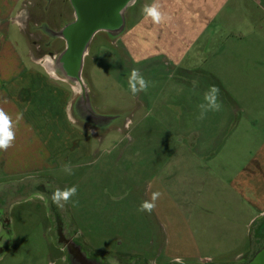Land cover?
I'll return each instance as SVG.
<instances>
[{
	"label": "rangeland",
	"instance_id": "374dc122",
	"mask_svg": "<svg viewBox=\"0 0 264 264\" xmlns=\"http://www.w3.org/2000/svg\"><path fill=\"white\" fill-rule=\"evenodd\" d=\"M31 1L37 5L31 19L19 21L22 29L1 28L24 66L46 73L54 89L46 90L47 112L38 99L27 112L17 104L16 115L46 125L44 134L54 109L64 132L53 143L54 135L47 136L41 160L34 144L18 152L24 136L15 134L12 163L26 161L33 172L22 183L0 177L6 220L0 264H69L56 221L104 264H236L257 251L253 240L264 214V0H157L170 17L160 25L142 14L154 0H138L125 12L122 32L110 39L96 34L83 59L85 96L100 120L82 112L80 86L63 73L51 75L42 61L62 46L36 23L55 31L69 22L70 9L62 19L46 1ZM27 48L40 65L30 66ZM132 69L150 82L147 91L130 92ZM34 78H28L33 86ZM13 86L10 94L31 97ZM212 86L221 108L198 119ZM73 185L75 203L64 209L39 188L51 193ZM157 191L153 212H139Z\"/></svg>",
	"mask_w": 264,
	"mask_h": 264
},
{
	"label": "crops",
	"instance_id": "0c3cea01",
	"mask_svg": "<svg viewBox=\"0 0 264 264\" xmlns=\"http://www.w3.org/2000/svg\"><path fill=\"white\" fill-rule=\"evenodd\" d=\"M26 1L31 0H0V31L3 33L4 28H1L2 24H11V25H17L19 28L22 29L20 26V22H22V18L25 16V11L22 9L23 5ZM138 0H136L137 3ZM135 3V4H136ZM19 6V7H18ZM20 21V22H19ZM20 29V30H21ZM28 53V59L30 66L34 65H40L38 62H34L35 64H32L30 51L27 49ZM43 66V65H42ZM36 67V66H35ZM38 72V73H37ZM39 71L37 69L33 68H26L24 64L21 62V59L19 58V54L17 53V49L15 45L9 40V32L4 30V34H0V108H2L6 113H8L15 123V134L22 133L24 137H20L17 140V150L18 152L25 154L26 150L32 147L34 144L36 146V155L38 159H42V144L47 143V136H52V141L57 140L58 136H61L64 132L63 130H60L59 125H62L63 120L58 116L57 112L53 109L50 113L51 115V121L53 125L49 128L51 132L42 134L41 132L45 130V126H33V123L28 124L23 123L24 120L22 118H19L17 116V111L15 110V106L18 104L23 111L29 110V107L31 106L32 102H36L38 99H41L40 102L44 103V111L48 110V98L46 97V90L47 87H50L51 89H54L51 84L48 85L47 81V74L45 73L44 76L39 74ZM34 75V79L38 78L39 80L34 82V86L32 85L31 81L28 80V78ZM25 80H27V84L25 83ZM24 82L22 85L20 83ZM29 83V84H28ZM50 83V82H49ZM11 85L13 86V91L15 92V88L23 87L22 90H28L31 94V97L26 98L22 97L19 98L16 93L10 94V88ZM24 85H30V86H24ZM32 87L30 90L29 87ZM56 91L58 90L61 92V97H63L62 93L63 90L61 88H55ZM34 94V96H33ZM142 95V93H141ZM34 97V99H33ZM34 100V101H33ZM146 102L141 101L140 104L144 105ZM63 118V117H62ZM61 122V123H60ZM47 127V126H46ZM20 129V130H19ZM23 130V131H22ZM27 130V134L26 131ZM40 131V132H38ZM41 133V134H40ZM79 133V132H78ZM85 136V135H84ZM76 138H80V133L78 136H74ZM191 137V138H190ZM193 135H187L184 136V140L191 141ZM48 147V146H47ZM14 148V147H13ZM12 147H10L7 151H0V177L3 179L9 181H16L18 183H22L27 178L31 177L32 170L27 169L29 166H26V161H21L19 164L12 163V159L15 154L16 150H14ZM25 149V150H24ZM24 150V151H23ZM45 153L46 148H44ZM73 152L76 149H72ZM10 151H14L13 153H10L8 157H6L7 153L9 154ZM23 151V152H22ZM27 151L26 153H28ZM88 152V153H87ZM87 155L90 154V151L87 150ZM2 155H5V157H2ZM47 160V156H46ZM11 162V163H10ZM27 170V171H26ZM30 171V172H29ZM32 171V172H31ZM264 216V214H263ZM242 255H237V258H240ZM236 258V257H235ZM234 258V259H235Z\"/></svg>",
	"mask_w": 264,
	"mask_h": 264
},
{
	"label": "water",
	"instance_id": "95a60500",
	"mask_svg": "<svg viewBox=\"0 0 264 264\" xmlns=\"http://www.w3.org/2000/svg\"><path fill=\"white\" fill-rule=\"evenodd\" d=\"M129 2L132 3L133 0H80V4L76 7V21L67 25L62 32L79 35V44H75L76 46L67 45L66 50L59 57V63L64 72L68 71L70 62L75 64L78 72L82 56L85 54V46L92 35L98 30H109L120 25L119 13L129 5ZM56 224L57 243L65 249L69 264H99L95 259L87 258L79 244L67 240L58 221ZM236 264H264V246L257 250L247 262Z\"/></svg>",
	"mask_w": 264,
	"mask_h": 264
},
{
	"label": "flooded vegetation",
	"instance_id": "af4514ba",
	"mask_svg": "<svg viewBox=\"0 0 264 264\" xmlns=\"http://www.w3.org/2000/svg\"><path fill=\"white\" fill-rule=\"evenodd\" d=\"M42 1H46V3L50 4V8H54L55 11H56V15L62 19L65 18L67 15H66V9H70V12L68 15H70V20L69 22H66L65 24H63L62 26H60L58 29H55V31L53 29H49V27H46V26H43L44 24H38L36 23V26H38V28H40V31L43 32V33H47L46 35L49 34L50 36V39L52 41H56V40H60L61 41V51L58 55H50V58L48 56H46V59H42V61L44 62V66L47 67L51 60H53V69L55 70V72H60V73H63L65 74L66 77H69V78H72L73 81H75L78 86H80V99L78 101V104L80 103L81 106H82V112L86 114V116H88L90 119H93V120H100V118L95 115L92 110L90 109V106L88 104V101L86 99V96H85V88L83 86V82L81 81V78H80V74H81V71H82V66H83V59L84 57L88 54L87 52H89V49L88 46L91 44V42L94 40L96 34L98 33H104L106 35V37L108 39H110L111 37L114 38V35H118L120 34V32H122L123 28H124V21L126 18H128V16H126L125 12L133 7L136 3V0H133L132 3L129 2V5H127L119 14H120V25L114 27V28H110L109 30H98L96 31L92 37L90 38V40L87 42L86 46H85V54H83L82 56V60H81V66H80V69L76 70V67H75V64H72L70 62V64L68 65V71H65L62 69L61 67V64L59 63V57L60 55L66 50L67 48V45H70V46H76L77 44H79V35H70V34H67L66 32L62 33L64 28L67 26V25H70L72 23H74L76 21V18H77V5L80 4V0H42ZM35 2V1H34ZM32 1H26L25 4L23 5V10L25 11V15L24 18L28 19L30 18L31 19V16H30V11L33 8L36 7V3H34ZM67 7V8H65ZM47 10V9H46ZM49 11V10H48ZM126 17V18H125ZM56 19V18H55ZM26 20H24V23H25ZM28 22V21H27ZM26 26H24L25 28ZM76 44V45H75ZM57 45V44H56ZM55 46V45H54ZM80 47V46H79ZM83 47V46H82ZM28 49V48H27ZM86 49L88 51H86ZM29 50V49H28ZM39 50V49H38ZM30 51V50H29ZM81 51V49H80ZM83 51V49H82ZM48 57V58H47ZM77 72V73H76ZM51 75H53V73H50ZM75 76V77H71V76ZM77 105V104H76ZM87 117V119H89ZM89 119V120H90ZM40 189H43L42 191L44 192L43 194H47L49 197L51 196V193L43 188V187H39ZM5 218L4 217H1L0 216V231L3 230L4 228V225H5ZM257 232H260V235H256L257 239H254L253 240V243L254 245L258 244V250L260 248H262L264 246V216H262L260 219H259V223H258V228H257ZM64 237L67 239V240H72L74 241L76 244H79L81 246V251L85 254V256L87 258H91V255H88L85 250L83 249L82 245L80 242H78V240L74 239V238H70L69 236L67 237L66 235H64ZM261 242V243H260ZM2 243V238L0 237V245ZM256 251H254L251 256L255 253ZM248 257L246 259L245 258H241L238 260L237 263H244V262H247L250 258ZM97 261H98V258H96ZM100 263L99 264H104L103 262L99 261Z\"/></svg>",
	"mask_w": 264,
	"mask_h": 264
},
{
	"label": "clouds",
	"instance_id": "9594fccd",
	"mask_svg": "<svg viewBox=\"0 0 264 264\" xmlns=\"http://www.w3.org/2000/svg\"><path fill=\"white\" fill-rule=\"evenodd\" d=\"M142 14L145 19L155 25L170 20V17L161 10V5L154 0L153 3L144 5L142 8ZM128 84L130 92L133 95H137L142 91H147L149 87V81H147L138 69H132L128 75ZM219 89L212 86L208 91L204 93V102L199 105L200 115L198 119H204L209 111H219L221 104L218 100ZM15 123L12 117L0 108V151H7L13 146L15 141ZM62 170L68 174H73V170L70 164H64ZM78 189L75 185L71 187L59 188L51 192V202L59 209H64L72 201V198L77 195ZM162 193L157 191L151 194L149 200L142 201L139 208V212H147L151 214L156 208V201L161 197ZM75 203V202H73Z\"/></svg>",
	"mask_w": 264,
	"mask_h": 264
},
{
	"label": "bare ground",
	"instance_id": "6f19581e",
	"mask_svg": "<svg viewBox=\"0 0 264 264\" xmlns=\"http://www.w3.org/2000/svg\"><path fill=\"white\" fill-rule=\"evenodd\" d=\"M46 68H47V70H48L49 73L55 72V70L53 69L54 68L53 67V60H51L50 64Z\"/></svg>",
	"mask_w": 264,
	"mask_h": 264
}]
</instances>
